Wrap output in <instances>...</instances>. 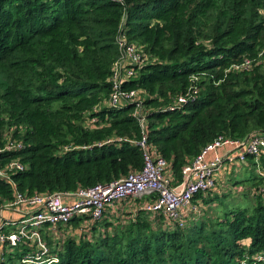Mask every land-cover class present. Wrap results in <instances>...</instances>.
<instances>
[{
    "label": "trees",
    "instance_id": "16d2710c",
    "mask_svg": "<svg viewBox=\"0 0 264 264\" xmlns=\"http://www.w3.org/2000/svg\"><path fill=\"white\" fill-rule=\"evenodd\" d=\"M120 35L147 60L121 83L138 99L115 106ZM143 133L147 149L168 163L172 185L217 137L264 135V0H0V148L22 145L0 160L24 167L0 178V206L17 193L74 192L141 170ZM251 180V207L217 215L214 185L192 196L197 213L190 208L181 226L128 209L153 195L116 201L96 221L75 216L42 230L43 259L264 264V197L260 177ZM4 248L0 264H31L22 259L38 254L35 241Z\"/></svg>",
    "mask_w": 264,
    "mask_h": 264
},
{
    "label": "built area",
    "instance_id": "2783aa9c",
    "mask_svg": "<svg viewBox=\"0 0 264 264\" xmlns=\"http://www.w3.org/2000/svg\"><path fill=\"white\" fill-rule=\"evenodd\" d=\"M121 50L119 59L114 63L110 77L112 92L109 96L111 105L118 106L123 102L136 101V90H122L121 83L134 75V67L146 62V55L136 46L127 43L125 36L118 37ZM185 97L178 99L184 103ZM135 114L140 124L144 125V116L137 107ZM145 133L139 142L144 149V165L141 170L133 171L126 177L107 185L98 184L90 188H78L74 192L41 193L24 197L17 193L13 203L0 206V246L15 247L20 241H35L38 254L27 255L22 261L31 264L57 262L56 257L43 259L48 254V247L42 237V230L54 232L58 225H65L75 216H87L91 221L103 217L107 206L116 201L142 195H153L152 199L142 205V209L150 213H161L165 217L182 225L186 213L191 208L192 196L202 190L213 188L216 183V174L222 168L221 156L217 155L220 147H230L227 150V159L230 162H244L247 155L253 157V163L260 177L259 191L264 197V172L261 168L260 156L264 154V135L254 134L244 139H229L219 136L182 169V180L176 185L171 184L168 163L154 152L147 149ZM21 142L10 141L0 152L15 150L21 147ZM85 148V147H84ZM246 149V153L242 152ZM208 154H213L208 159ZM23 164L18 159L6 162L0 160V178L10 180L11 173L23 170ZM72 197L68 202L63 197ZM17 205H29L31 211L24 213L18 219H12L5 214ZM37 260V261H36Z\"/></svg>",
    "mask_w": 264,
    "mask_h": 264
},
{
    "label": "crops",
    "instance_id": "0c3cea01",
    "mask_svg": "<svg viewBox=\"0 0 264 264\" xmlns=\"http://www.w3.org/2000/svg\"><path fill=\"white\" fill-rule=\"evenodd\" d=\"M227 150H230V147L223 146V147L218 148L217 151H216L217 155L219 154L221 156L222 168L216 174V184H215V187L211 190L214 193L215 192H219V190H221V188H223L224 186L228 185V181L230 179L234 178L240 172L248 171L250 173L252 170L255 171V168H256V167L254 168V165H253V162L251 160V157H249L250 155H247L248 157H246V161L241 162V163L228 161V159L226 157L227 152H228ZM241 151L243 153L244 152L246 153V149H242ZM211 157H213V154H208L207 158L211 159ZM263 157L264 156H262V155L260 156V162L261 163H262V158ZM253 178H255V177H253ZM239 189L243 190V188L241 186H239ZM239 189H238V191H240ZM71 199H72V197H70V196L69 197H67V196L63 197V200L65 202H68ZM131 199H133V198H131ZM145 202L146 201L144 199H142V201L141 200L139 201L138 205L133 206V202L131 200V201H128L127 207H128V209H132L133 207L135 208L137 206L138 207H142V205ZM202 204L203 203H200L199 207ZM191 208L195 209V211H196L197 207L194 206V205L193 206L191 205ZM205 208H206V205H205ZM31 210H32L31 206H29V205H17L16 207H12L9 211H6L5 214L7 215V218L8 217H12V219H18L22 215H24V213H27V212H29ZM196 213H197V211H196ZM199 215H201L200 210H199L198 216ZM4 253H5V248H4V246L1 245L0 246V259H4Z\"/></svg>",
    "mask_w": 264,
    "mask_h": 264
},
{
    "label": "rangeland",
    "instance_id": "374dc122",
    "mask_svg": "<svg viewBox=\"0 0 264 264\" xmlns=\"http://www.w3.org/2000/svg\"><path fill=\"white\" fill-rule=\"evenodd\" d=\"M255 175L258 176V170H256V168L255 171L252 170L250 173L248 171L240 172L234 178L230 179L228 185L221 188L219 192H210L214 197L217 196L215 198L217 204L215 207H212L215 213L221 216L226 210L251 207L254 200L251 197L252 193L250 190L252 183L256 182V180L251 179L255 177ZM239 186H241L243 190H240ZM238 189L240 191H238ZM120 218L122 219V217ZM4 258H6V256H4Z\"/></svg>",
    "mask_w": 264,
    "mask_h": 264
}]
</instances>
